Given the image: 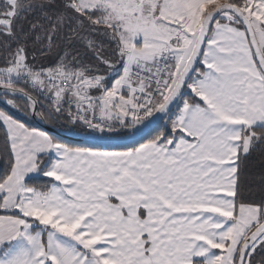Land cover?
<instances>
[{"label": "snow or ice", "instance_id": "snow-or-ice-1", "mask_svg": "<svg viewBox=\"0 0 264 264\" xmlns=\"http://www.w3.org/2000/svg\"><path fill=\"white\" fill-rule=\"evenodd\" d=\"M0 264H264V0H0Z\"/></svg>", "mask_w": 264, "mask_h": 264}, {"label": "water", "instance_id": "water-1", "mask_svg": "<svg viewBox=\"0 0 264 264\" xmlns=\"http://www.w3.org/2000/svg\"><path fill=\"white\" fill-rule=\"evenodd\" d=\"M33 123H35V122H33ZM41 127H47V126H43V125H41ZM55 131H57V132H61V135H62V137H64L65 138V140L64 141H67V142H72V143H76V144H78V143H82L86 138H84V137H78V136H75L74 134H72V133H68V132H63L62 130H60V129H56ZM57 138H61V137H57Z\"/></svg>", "mask_w": 264, "mask_h": 264}, {"label": "trees", "instance_id": "trees-1", "mask_svg": "<svg viewBox=\"0 0 264 264\" xmlns=\"http://www.w3.org/2000/svg\"><path fill=\"white\" fill-rule=\"evenodd\" d=\"M30 123H33V122L30 121ZM58 139H59V138H58ZM64 142H66V143H72V142H67V141H64ZM73 144H76V143H73Z\"/></svg>", "mask_w": 264, "mask_h": 264}]
</instances>
